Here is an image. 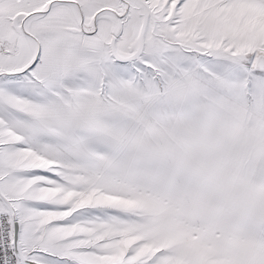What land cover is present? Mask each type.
Listing matches in <instances>:
<instances>
[{"label":"snow or ice","instance_id":"1","mask_svg":"<svg viewBox=\"0 0 264 264\" xmlns=\"http://www.w3.org/2000/svg\"><path fill=\"white\" fill-rule=\"evenodd\" d=\"M0 264H264V0H0Z\"/></svg>","mask_w":264,"mask_h":264}]
</instances>
